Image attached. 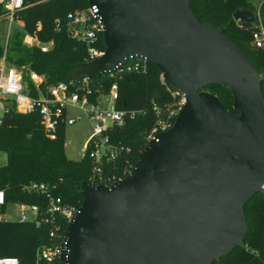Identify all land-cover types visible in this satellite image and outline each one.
I'll use <instances>...</instances> for the list:
<instances>
[{
  "label": "water",
  "instance_id": "1",
  "mask_svg": "<svg viewBox=\"0 0 264 264\" xmlns=\"http://www.w3.org/2000/svg\"><path fill=\"white\" fill-rule=\"evenodd\" d=\"M88 3L103 17L104 52L75 76L98 77L139 58L152 62L183 102L121 179L81 184L60 264H211L240 244L243 204L264 192V73L188 0ZM232 18L253 16L239 8ZM210 82L229 89L236 114L201 88Z\"/></svg>",
  "mask_w": 264,
  "mask_h": 264
},
{
  "label": "trees",
  "instance_id": "2",
  "mask_svg": "<svg viewBox=\"0 0 264 264\" xmlns=\"http://www.w3.org/2000/svg\"><path fill=\"white\" fill-rule=\"evenodd\" d=\"M87 4L88 0H38L30 3L19 11L22 26L10 29L5 43L0 35V57L5 53V61L9 64L29 65L46 76V83L74 77L76 69L85 61L87 47L85 42L68 33L64 21L57 28L55 18L63 19L68 10ZM188 4L193 13L220 27L254 68L264 73V46L250 43L251 31L256 28L257 21L254 7L248 0H188ZM239 8L251 10V22L232 18V13ZM263 8L264 2L259 9ZM3 13L4 8L0 3V15ZM38 21L41 24L39 29ZM260 22L264 27V18ZM26 34H34L41 41L52 39L53 44L48 50H41L39 45L24 41ZM99 44L104 47L103 36ZM159 73L152 62H146L143 72L123 71L116 77H108L104 73L91 79L94 86L101 82L104 89L116 81L118 106L139 109L133 117L126 118L121 126L115 127L113 133L117 142L128 146L120 163H127L130 168L158 119L167 118L171 124L178 109L180 94L171 86L161 83ZM25 79L31 83L28 75ZM259 86L264 102V75ZM201 88L215 94L229 112L237 113L225 85L210 82ZM0 152L5 154V160L0 162V189L4 192L1 212H5L9 202H24L37 204L38 217L42 215L47 197L27 189L26 185L30 182L48 184L64 203L75 207L81 203V184L87 181L90 174L91 159L87 154L79 159L66 155L63 129L56 138H48L43 133L36 112H21L15 105L6 103L0 113ZM243 212L247 228L242 241L211 264H264V192L252 194L243 204ZM67 224L68 221L60 217L61 233H64ZM50 228V222L36 224L30 219L0 218V256L13 255L18 257L20 264H33L37 249L55 242V238L49 235ZM55 264H60V260L56 259Z\"/></svg>",
  "mask_w": 264,
  "mask_h": 264
},
{
  "label": "built area",
  "instance_id": "3",
  "mask_svg": "<svg viewBox=\"0 0 264 264\" xmlns=\"http://www.w3.org/2000/svg\"><path fill=\"white\" fill-rule=\"evenodd\" d=\"M35 1L38 0H0L4 8L2 15H6L12 22L21 9ZM255 16L257 23L256 28L251 31L250 43L254 46H264V27L261 25L258 14ZM62 21L65 22L68 33L72 37L85 42L87 47L85 61L104 52V47L99 44L103 36L104 23L96 3L70 9L63 19L56 17L57 28ZM40 26L38 21L37 28L39 29ZM25 41L39 45L44 51L53 44L52 39L41 41L34 34H26ZM145 69L146 61L135 58L126 60L113 70L104 73L108 77H116L123 71L143 72ZM26 75L29 76L31 83L26 81ZM158 78L161 83L168 85L160 73ZM91 79L87 76L74 75L68 80L46 83V76L43 73L31 69L27 64L17 66L6 63L5 53H3L0 57V113L5 109L6 103L15 105V108L21 112H36L43 133L51 139L58 136L60 129L65 130L66 126L86 119L91 124V130L81 145V151L82 156L87 154L91 159V171L87 181L93 184L110 185L121 179L131 169L129 164L120 163L128 146L115 140L114 129L121 126L126 118L133 117L139 109L118 106L119 94L116 81H112L104 89L101 82L94 86ZM174 90L180 94L179 108L183 102V94L175 88ZM153 109L157 110L155 106ZM169 125L167 118L158 119L147 134L146 142L155 133ZM26 188L45 194L47 202L40 217H38L37 204L18 202L20 219L34 220L36 224L43 221L50 222L49 235L55 238V242L42 245L37 249L33 264H55L56 259L60 260L65 235V231L60 232V217L69 221L77 207L64 203L60 195H55L44 182H30ZM3 203L4 192L0 189V207ZM4 213L0 211V218H4ZM0 264L20 263L17 256L1 255Z\"/></svg>",
  "mask_w": 264,
  "mask_h": 264
},
{
  "label": "rangeland",
  "instance_id": "4",
  "mask_svg": "<svg viewBox=\"0 0 264 264\" xmlns=\"http://www.w3.org/2000/svg\"><path fill=\"white\" fill-rule=\"evenodd\" d=\"M254 7L255 14L259 16L260 21L264 18V8L260 10L259 7L262 5L264 0H248ZM21 17L16 16L14 19L9 21L6 15H0V35L3 37L4 43L8 37V29H13L22 26ZM10 30V31H11ZM26 36V35H25ZM24 36V41H25ZM27 40L28 37H27ZM26 42V41H25ZM29 42V41H28ZM29 44V43H28ZM8 63V62H6ZM8 104V103H7ZM91 130V124L86 119L77 121L74 124L66 126L64 130V150L68 157L72 159H79L82 156L81 145ZM5 160V154L0 152V162ZM30 213V210L28 211ZM6 219H20L19 207L17 203L9 202L6 205L4 213Z\"/></svg>",
  "mask_w": 264,
  "mask_h": 264
}]
</instances>
